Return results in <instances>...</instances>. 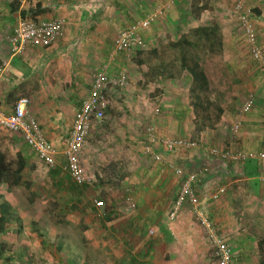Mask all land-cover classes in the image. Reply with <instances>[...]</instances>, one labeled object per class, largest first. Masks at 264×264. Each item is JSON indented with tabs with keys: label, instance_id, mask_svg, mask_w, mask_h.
Returning <instances> with one entry per match:
<instances>
[{
	"label": "crops",
	"instance_id": "crops-1",
	"mask_svg": "<svg viewBox=\"0 0 264 264\" xmlns=\"http://www.w3.org/2000/svg\"><path fill=\"white\" fill-rule=\"evenodd\" d=\"M10 1L0 0V109L5 113H10L13 110V104L16 99L22 95L27 96L29 99L28 110L38 119L46 137L52 141L59 151H62L70 136L73 111L89 92L95 73L94 64L98 65L106 62L110 52H106L104 57L99 53L103 47L107 49L108 36L113 35L111 30L107 28L108 25H113L114 21L117 22L120 16L121 18L126 17V13L131 16L126 19L125 26H123L126 27L134 19L144 15L162 0H17L19 3L17 8H14ZM38 1L41 3V7H48L47 10L38 16L43 19L63 17L65 20V34L51 44L27 45L21 52L15 53L10 47L9 35L20 17V10ZM226 1L214 0L211 4L224 7ZM192 3L188 4L187 0H177L170 8L171 10L169 9L170 11L168 10L165 15L142 31L145 40L149 39L150 52L155 54V57H158L157 53H159L158 47L160 46L157 45L161 42L159 36L171 38V40L168 38L169 45L179 50V55L177 56L179 69L175 72V75L179 77V74H181V77L184 76L185 79H188L187 92H189L191 75L182 66L180 45L173 44V41L182 38L183 35L192 40L189 37V30L204 24L198 16L196 17L197 19L193 18L190 23V19L184 18V11H190L189 7L191 6H203L205 4V9L207 7L206 3L209 6V2L204 0H197L196 3ZM187 4L190 5L188 8H186ZM115 5L120 9L116 11L118 13L117 16L110 14V10L115 8ZM262 5L264 4L261 0H250L251 8L256 12V15L252 17V21L257 39L260 45L264 46V7ZM131 11L135 13V16L131 14ZM210 23L208 21L205 24ZM217 26L221 36L220 48H222L228 41H225L226 37H228V31L225 30L223 32L225 25ZM113 37H111L112 41ZM190 48L193 49V47ZM119 53L115 55L113 66L111 65L112 68L110 67V72L112 73L117 72L121 66H125L122 65L124 62H120L122 57L119 58ZM190 53L197 58L200 67L205 70L207 76H209V73L215 74L216 68L214 65L202 62L196 51H190ZM207 53L210 58L212 54L217 52L208 51ZM98 55L100 56L98 57ZM95 58H99L97 60L99 63H95ZM249 60L252 62L250 57ZM115 63H117V69L114 72ZM252 64L255 70L253 79H251L253 87L229 86L228 89L231 96L230 100H228V105L223 103L221 97L216 100L210 95L209 98L222 107L220 122L213 127L195 126L192 122L189 125L184 117L187 111L192 113L191 104L189 100L185 101L184 98H180L185 92L179 93L183 88V84L177 79L175 86H173L171 80L163 79L162 86L165 92H176L173 94L172 99H169V94L167 97L164 92L157 97L158 102L162 103V107L164 106L167 109L164 111L167 112L166 114L162 112V109L158 113V115L162 114L155 121L158 133L161 136L173 137L181 135L190 138H193L191 137L193 135L198 136L201 134L199 135L200 137L204 134L205 140L201 138L208 144L213 143L212 140L215 138L213 135H216L218 141L221 139L228 143V148L245 153L264 152V74L258 71L254 63ZM167 66V60L158 62L153 69L151 67V74L154 75L160 69L167 75ZM168 86L171 87L167 88ZM128 88L126 87V89ZM115 89L120 88L110 89L108 96L113 97ZM156 90L158 93L162 91V88H156ZM248 93L253 95V105L249 111L240 116V127L238 132L233 135L229 127L240 103ZM160 103L157 105H160ZM223 106L227 107L226 111ZM225 119L228 120L227 123H225ZM128 121L127 124H129L130 128L126 127V131L129 133L127 136L134 137L132 124L135 122H132L133 120ZM222 124H228L226 125V133L221 128ZM2 134L4 132H0V149L5 152L8 146L10 153L16 156L20 153L27 159L29 154L27 148L29 150L30 148L23 140L21 134L9 131L8 135L10 136L8 138H3ZM207 134L210 137L207 138ZM84 144L83 147L86 146ZM92 145L88 144L87 147L90 148ZM185 155L188 156L186 157ZM169 156L170 154H166V159H170L169 162H166L163 156V161H155L151 166L149 162L147 164L149 168H142L143 173L150 172L151 179H153L151 183L156 185L158 189L155 195L152 192V187H150L152 193L151 201L155 203L165 202L170 195H173L170 190L179 186L176 181L179 183L180 176L173 172L170 165L177 164L186 172H197L195 188L202 205L208 212L209 220L212 224L214 223V229L215 227L218 229L216 233L218 232L217 234L221 237V234L225 233V238H228V244L231 249L230 264H264V182L257 179L258 173L264 172V160L252 159L243 162H228L209 156L200 148H191L188 153L181 156L179 154L175 157L179 156L182 162L176 163ZM57 157L59 160L60 158L64 159L62 152ZM149 157L152 159L151 156ZM7 159L13 161L12 159ZM225 162H228V170H226ZM13 164L15 165V161H13ZM142 171L140 170L139 172L141 173ZM222 176L232 177V182L227 187L225 185L223 191L216 192L215 184L218 180H221ZM134 183H137L135 186H138L141 182L135 181ZM160 190H162V194L159 193ZM214 194H216L215 197H212ZM135 202L137 203L136 200ZM125 206L128 208L127 204ZM188 208L191 212L190 207ZM189 216L190 213L188 214ZM193 217L194 220L189 218L183 229L177 230L176 226L175 228L172 226L174 229L173 233L167 227L168 220L164 224L166 232L164 230L160 231L162 235L160 238L146 237L141 242L140 239L144 231L141 227H134L131 230L128 227L130 222H128V225L123 227L122 230L126 231L128 229L130 234L134 236L132 248L130 249V251H133L134 258H136L134 261L142 262V264H165L161 260V249L164 247L165 242L171 238V235L176 241L179 238L177 233H180V231H184L186 235H183L182 241H177L175 246L170 248V264H203L207 258H212L209 255V245L206 242V231L197 223L194 215ZM133 222H135L134 219ZM173 222L171 225H173ZM193 222L198 226V230L202 232L201 236H204L205 239L203 243L195 247L193 238L190 237L192 234L195 235ZM122 230L119 231L118 235L121 234ZM198 230L196 229L195 231ZM189 237L190 239L188 240ZM154 239L157 242L160 239L161 241L157 243ZM187 241L190 243H187ZM195 241L197 240L195 239ZM123 242L124 244L126 242L129 243L126 238L123 239ZM181 251L186 256L179 260L182 256L175 253ZM193 251L195 253H192ZM126 259L130 262L128 256Z\"/></svg>",
	"mask_w": 264,
	"mask_h": 264
},
{
	"label": "rangeland",
	"instance_id": "rangeland-1",
	"mask_svg": "<svg viewBox=\"0 0 264 264\" xmlns=\"http://www.w3.org/2000/svg\"><path fill=\"white\" fill-rule=\"evenodd\" d=\"M204 1L209 2V6L206 3V9L199 10V5L191 7L188 5L192 2V4H194V2L196 3L197 0H187L188 4L186 8L189 7L190 11H184V18L190 19L189 22L191 23L193 18L195 19L198 16L200 21L204 24L209 21L215 22L219 26L225 25L223 32L225 30L228 31V37L225 39V41H228L226 44L224 41L225 45L221 48L219 53L212 54L209 58V54L207 53L208 50L202 44V40L190 33L189 37L194 41H198L190 51H196L202 62L215 66V74L209 73L208 76V94L209 97L211 95V97L216 100H218V97H221L223 103L228 105V100H230L231 96L228 89L229 86L253 87L251 79H253L255 70L252 64L253 62L249 60V55L245 49L239 25L232 13V1L227 0L224 7H221L222 5L218 7V5L211 4L214 0ZM261 2L264 4V0H261ZM251 7L252 6H250V8ZM262 7H264V5H262ZM118 10L120 9L115 5V8L110 10V14L117 16L118 13L116 11ZM131 14L134 15L135 13L131 11ZM125 16V19L120 16L117 22L114 21L113 25H108L107 28L113 33L112 36H114L120 28L125 26L126 19L131 17L126 13ZM112 36H108V38L111 39ZM159 37L161 42L157 44L160 46L158 47V57H155V54L150 52L151 47L149 39L146 40L147 45L145 49L137 50L130 54H124L123 52L119 53V58L122 57L120 58V62H124L122 65L126 66L129 74V88L126 86L129 90L126 89V87L122 90L115 89L114 96H109V105L105 111V117L99 122H93L89 129V133H91H88V137L84 144V146H86L81 148L80 160L85 172H90L94 176V182L90 184L89 188L86 190L87 192L84 194L83 202L78 209L72 210L68 206L69 203L67 204V199L69 194L63 191V188L61 189L55 186L49 172L51 167L47 166L28 148L27 165L21 173L22 181L24 180L28 183L25 184L23 181V183L13 186H7L5 183L0 184V201L3 198L7 199L16 212V215L24 218V226L11 246L14 252L22 251L21 256L8 261L2 258L0 259V264H66V255H70V257L75 259L79 264H81L84 259H88L92 264H129L126 259V251L132 248V240L134 237H132V239L129 238V243H125L128 246L126 247L123 242L124 236L118 235L119 231L128 225V222H133V219L136 222H140V227L144 231L140 242L146 239V237H155V239H157L162 236L160 231L164 230V224L169 220L168 212L176 198L179 186L170 190V193L173 192V195H170L165 202L155 203L151 201L152 193L150 187H152V192L154 193L158 189L156 185L151 183L153 179H151L150 172L147 171L143 173L142 168L147 167L149 162L150 166L153 165L155 160L150 159L148 155L142 152L141 147L144 142L143 136L145 126L151 121L156 123L155 121L162 115L153 113V108L160 103L157 100L159 94L164 92L166 96L169 94V99H172L173 94L176 92H165L162 86L163 79L171 80L173 86H175L174 84L178 79L179 82L183 84V88L179 93L185 92L180 98H184L185 101L189 100V93L186 91L188 79H185L184 76L181 77V74H179L180 78L178 75H175V72L179 69V59H177L179 50L169 45V37ZM169 39L171 40V38ZM101 46H103V44H101ZM262 48L264 49V46H262ZM99 53L104 57L106 48L103 47ZM99 56L100 55H98V57ZM97 60H99V58L95 60V63H99ZM165 60H167L168 64V74L166 75L165 72L160 69L154 75L151 74V67L153 69L154 65H157L158 62H164ZM100 65V63L98 65L94 64V72ZM114 66L113 71L115 72L117 63H115ZM170 87L171 86H168L167 88ZM156 88H162V91L157 93ZM159 106L162 112L167 110L164 106L162 107V103H160ZM190 108L192 113L187 111L184 118L189 125H191L192 122L195 126H199V121H195L196 118L192 106ZM223 109L226 111L227 107L223 106ZM164 113L166 114L167 112ZM128 120H133L132 122H135L132 124V134L134 137L127 136V134H129L126 131V127H129V124H127L129 122ZM227 122L228 120L225 119V123ZM226 125L222 124L221 126V128L224 129V133H226ZM0 132H4V134H2L3 138H8L10 136L8 135L9 130L0 128ZM199 135H193L191 137L196 139L202 137L205 140V137H203L205 136L204 134L200 137ZM213 136L215 138L212 140V144L228 148V143H225L221 139L218 141L216 135ZM206 137L208 138L210 135L207 134ZM19 139L21 140V138ZM88 144L93 145L88 148ZM6 148V157L15 161L16 155L9 152L8 146ZM190 149L177 150L173 153L161 149V153L165 159L166 154H170L169 157L172 158L174 162L178 163L182 161L179 159V156L177 158L175 157L179 154L181 156L188 153ZM185 156L187 157L188 155ZM218 159L228 162L231 161L221 158ZM169 160L170 159L167 158L166 162H169ZM249 160L252 159H248V161ZM228 162H225V167H227ZM218 163L220 162L218 161ZM140 170L142 171L141 173L139 172ZM226 170H228V167ZM135 181H140L141 183L135 186L137 185V183H134ZM230 182H232V177L222 176L221 180H218L215 185L217 189L221 187V191H223L224 186L226 185L227 187ZM176 184H179L178 181H176ZM126 188L129 189L130 194L133 196L134 200L137 201L136 207L133 209L126 208L125 206L124 193ZM159 193L162 194V190H160ZM156 194L157 193H155V195ZM95 197L103 198L105 204L113 206L114 214L112 218L110 217L111 219H107L105 213L100 217L95 216V207L93 204V198ZM86 202H89L91 207L88 208L86 205H83ZM189 213L190 216L188 217ZM182 214L184 215L181 216ZM138 218H140V220H137ZM177 218V227L181 229L185 228L184 224L189 218L194 220L188 205L184 204ZM194 222L195 235L192 234L190 237L193 238L195 247L203 243L205 239L204 236H201L202 232L198 230V226ZM171 224L172 222L170 223L169 220L167 227ZM16 226V221H13V227ZM149 228L153 229L152 233L147 231ZM196 229L198 231H195ZM172 230L174 231V229ZM178 234L180 240H178V238L176 241L180 242L182 241L183 235L185 236L186 234L184 231L178 232L177 236ZM224 234H221L223 238L226 237V234L225 236ZM39 238L46 240L45 246L39 243ZM171 238L174 240L172 235ZM155 239L154 241L157 242ZM195 239L197 241H195ZM225 240L228 242V238H225ZM160 241L161 239L158 242ZM187 243L190 242L187 241ZM130 252L133 253V251ZM192 253H195V251ZM175 254H180V256H182L179 260L186 256L182 251ZM209 258H207L203 264H214L213 259Z\"/></svg>",
	"mask_w": 264,
	"mask_h": 264
},
{
	"label": "built area",
	"instance_id": "built-area-1",
	"mask_svg": "<svg viewBox=\"0 0 264 264\" xmlns=\"http://www.w3.org/2000/svg\"><path fill=\"white\" fill-rule=\"evenodd\" d=\"M176 1H159L151 10L133 20L126 27L120 28L114 35L113 46L106 62L102 63L95 71L87 96L81 100L80 105L73 111L70 136L62 151H59L52 141L46 137L38 119L28 110L29 99L25 95L16 99L12 112L5 113L0 109V128L21 134L30 150L47 166H60L68 172L70 178L77 184H92L94 176L90 172H85L81 165V148L92 123L99 122L105 117V111L109 105L108 93L110 89H122L129 83L126 66H121L115 73L110 72V67L115 61V55L118 52L130 54L145 49L147 43L142 31L165 15ZM250 9V0H232L231 10L241 30L247 54L258 71L264 74V49L258 42L252 17H250ZM64 34L65 20L63 17L58 16L48 19L19 17L9 35V43L13 52L18 53L27 45L51 44L62 38ZM252 105L253 95L248 93L240 103L229 127L233 135L238 132L240 127V116L249 111ZM160 112L161 107L156 105L153 108V113L158 114ZM144 137L141 150L155 161L163 160L161 148L169 153L177 150L200 148L209 156L235 162L247 161L248 159L264 160V152L245 153L236 149L205 143L202 138L161 136L154 122H150L145 126ZM60 152L63 153L64 159H58L57 156ZM170 166L173 172L181 177L176 198L168 212L170 223L177 219L183 204L188 205L197 223L206 231V242L209 245L214 264H230V246L225 238L216 233L212 222L209 220L208 212L196 192L194 183L197 172H185L177 164ZM257 179L264 182V172H259ZM219 191H221V187L216 190V192ZM124 195L127 207L130 209L135 208L136 202L128 188H126ZM215 195H212V197H215ZM93 204L95 216H102L105 208L104 199L95 197L93 198ZM168 228L170 231L173 229L171 225ZM148 232L152 233L153 229L149 228Z\"/></svg>",
	"mask_w": 264,
	"mask_h": 264
},
{
	"label": "trees",
	"instance_id": "trees-1",
	"mask_svg": "<svg viewBox=\"0 0 264 264\" xmlns=\"http://www.w3.org/2000/svg\"><path fill=\"white\" fill-rule=\"evenodd\" d=\"M10 3L17 8L19 4L17 0H11ZM205 7L200 6L198 9L201 10ZM48 7H41V3L38 1L35 4H29L27 7L22 8L20 10V17H32L35 19H39L38 16L43 11L47 10ZM256 15V12L253 8L250 9V17ZM189 34L196 35L200 40H202V44L209 52H218L221 50V36L218 31V26L215 22H211L210 24H201L195 26L189 30ZM198 41L189 40L186 35H183L182 38L173 41V44L180 45V53H181V63L184 68H186L190 75V87H189V103L191 104L195 121H199V126H209L213 127L218 124L220 121V115L222 112V107L218 106L214 100L209 98L208 90H209V80L208 76L204 69L200 67V63L195 56L190 53V47L195 46ZM113 46L112 39L108 38L107 40V49L106 52L111 51ZM200 120H198V119ZM198 123V122H197ZM33 152V151H32ZM34 153V152H33ZM27 159L24 155L20 153L17 154L15 165L13 161L8 160L4 151L0 149V184H7V186L19 185L23 183L22 181V170L26 167ZM50 175L53 178V183L58 188H63V191L68 192L69 197L67 199V204L72 210H76L79 208L81 203L83 202L84 194L87 192L86 190L89 188V184H77L74 182L68 172L62 169L60 166L51 167ZM181 180V177H180ZM179 180V183H180ZM25 182V181H24ZM28 182H25L27 184ZM195 185V184H194ZM197 192V189H196ZM198 194V192H197ZM175 198V196H174ZM173 198V199H174ZM172 202V201H171ZM80 203V204H79ZM88 208L91 207L89 202L84 203ZM113 206L105 204L104 213L107 219H111L114 214ZM111 217V218H110ZM178 219V218H177ZM137 220H140L138 218ZM13 221H16L17 226L13 227ZM177 220L173 222V228L177 227ZM140 222H130L129 228L132 230L134 227H140ZM214 225V223L212 224ZM24 226V218L16 215V212L13 210L12 205L7 199H1L0 201V259L11 260L15 257L21 256V252H14L12 250V245L15 242L18 233L22 230ZM214 227V226H213ZM165 229V227H163ZM178 229H181L177 227ZM176 228V229H177ZM177 229V230H178ZM166 230V229H165ZM164 230V232H166ZM215 230L218 231L217 227ZM127 232V233H126ZM126 233V236H125ZM218 233V232H217ZM42 234V233H41ZM129 241V238L132 239V235H130V230H122L121 234ZM39 243L43 246L46 245V240L43 238H39ZM177 241L169 238L164 244V247L161 249V260L165 262V264L169 263V251L170 248H173ZM128 247V246H127ZM126 256L129 258V264H142V262L134 261L133 253L130 250L126 251ZM66 264H79L75 259L70 257V255L65 256ZM81 264H92L88 261V259H84Z\"/></svg>",
	"mask_w": 264,
	"mask_h": 264
}]
</instances>
